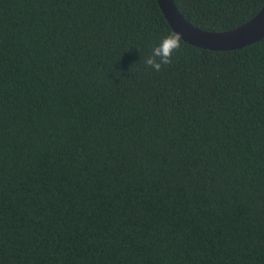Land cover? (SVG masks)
<instances>
[{"label":"trees","instance_id":"1","mask_svg":"<svg viewBox=\"0 0 264 264\" xmlns=\"http://www.w3.org/2000/svg\"><path fill=\"white\" fill-rule=\"evenodd\" d=\"M212 31L264 0H175ZM158 0H0V264H264V38L210 50Z\"/></svg>","mask_w":264,"mask_h":264},{"label":"water","instance_id":"2","mask_svg":"<svg viewBox=\"0 0 264 264\" xmlns=\"http://www.w3.org/2000/svg\"><path fill=\"white\" fill-rule=\"evenodd\" d=\"M166 19L185 41L210 50H232L245 47L264 38V5L249 21L226 30L212 31L190 22L179 10L175 0H158Z\"/></svg>","mask_w":264,"mask_h":264},{"label":"clouds","instance_id":"3","mask_svg":"<svg viewBox=\"0 0 264 264\" xmlns=\"http://www.w3.org/2000/svg\"><path fill=\"white\" fill-rule=\"evenodd\" d=\"M181 35L176 31H170L161 38L158 45L152 48L144 63L147 67L159 72L162 66L172 63L174 53L181 49Z\"/></svg>","mask_w":264,"mask_h":264}]
</instances>
